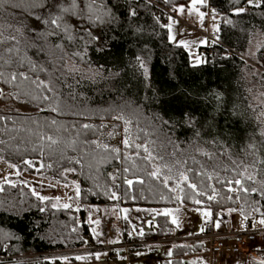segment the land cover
<instances>
[{
    "label": "trees",
    "instance_id": "obj_1",
    "mask_svg": "<svg viewBox=\"0 0 264 264\" xmlns=\"http://www.w3.org/2000/svg\"><path fill=\"white\" fill-rule=\"evenodd\" d=\"M155 1L173 13L191 2ZM29 2L8 0L0 7V54L12 60L8 71L51 81L56 92L47 93L54 97L50 101L21 103L16 93L38 95L41 89L22 77L12 83L0 80L5 93L0 96V160L56 183L74 184L80 195L77 208L64 209L53 207L51 199L41 203L23 183L0 184V253L81 247L83 206L206 209L212 222L231 213L245 222L264 219V124L258 119L261 107L253 101L264 92V73L225 50L247 56L254 41L262 39L256 57L264 65V0H258L259 7L246 6L248 0H208L221 45H214L199 65H192L184 47L169 40V18L156 15L147 0H61L46 18L42 14L52 0H34V7ZM244 7L243 13L234 14ZM56 101L62 105L61 114L40 111ZM121 106L126 115H133L131 148L122 143L123 122L113 119ZM84 124L93 127L85 129ZM108 132L116 135L109 137ZM49 136L57 143L51 144ZM93 140L120 153L97 147ZM138 144L157 158L144 159L147 154L143 148L137 152ZM25 160L34 167L28 168ZM237 164L251 166L255 183H244L257 192L246 196L226 190V181L241 170ZM156 168L159 178L150 175ZM181 173L189 180L181 182ZM126 180L133 181L131 187ZM188 183L205 195H196ZM213 188L215 199L208 200ZM171 236L174 227L168 216L157 215L139 238ZM202 251L200 244L177 246L160 264H202ZM257 253L246 264H264V250Z\"/></svg>",
    "mask_w": 264,
    "mask_h": 264
},
{
    "label": "rangeland",
    "instance_id": "obj_2",
    "mask_svg": "<svg viewBox=\"0 0 264 264\" xmlns=\"http://www.w3.org/2000/svg\"><path fill=\"white\" fill-rule=\"evenodd\" d=\"M191 3V2H190ZM188 4V6L190 5ZM61 4V0H52V4L50 9L46 12H43V17L46 18L53 13L56 8ZM207 6L197 5L200 11L205 13V18L203 24L200 23L199 17L193 12L189 14L188 6L184 7L185 11L181 14L175 11L174 18L171 19L170 23L172 24L171 32L169 31L168 36H173L174 39L170 40L174 44H178L184 47L189 56V61L192 65H199L202 63L203 57L200 54V48L207 46V40L202 34L206 28H208L209 33L216 31L217 21L213 19V10L209 7L208 0H206ZM169 23V24H170ZM262 43V39H257L251 45L249 53L247 56H243V60L247 63L255 67L259 70V67L262 66L257 61L256 51L259 45ZM199 60V63L196 61ZM1 90V89H0ZM264 92L257 93L253 101L254 103L261 107V103L264 102ZM27 111V109H22ZM262 109L260 108L259 112ZM264 124V119H261ZM12 165V164H11ZM9 167V163L0 160V184L6 183L5 177H8V182H20L32 190L35 189L39 195L48 197L49 200H53L54 204L57 203L56 198H59L58 206L68 203L71 207H78V197H76L75 185L70 184L68 187H64V184L56 183L54 181H50L46 178L38 176L37 173H28L25 171H20L18 168ZM19 172L20 175H16ZM71 195L73 197L72 200L68 199V196ZM62 207V206H61ZM82 209L88 210V216L93 218L102 213V211H110L112 214L113 225L122 230L123 227L128 228V231L132 234V236H142L147 233L150 229V224L155 221V217L158 214L165 215V212H169L172 209H163V208H143V207H119V206H104V207H88L83 206ZM172 221L175 219L177 223L176 234H188L187 236H193L199 233L200 227L198 231L196 230V225L199 224L201 217H197V212L193 210H189L187 214H185L181 218H176L172 216ZM222 216V222L219 223V227H216L217 230L222 229L224 227V220L226 219L230 224V229H238L240 225L245 222L244 219L238 213H231L226 216ZM219 219V218H218ZM216 223V224H217ZM256 223L259 225L258 220ZM216 226V225H215ZM192 229L197 233H189ZM123 231V230H122ZM175 232V231H174ZM143 233V234H141ZM74 248L68 249H60L56 251H65V253L61 255H55L54 251L48 253L44 257L32 259L24 262L25 264H36V263H44V264H137V263H147V264H160V262L169 260L171 254L170 247H163L160 249V252L150 253L148 251H137L130 255V259L128 262H121L118 260H113L109 257V255L105 252H97L94 255H77L72 252ZM264 250V236L258 238L257 242L253 245V251L258 255L257 251ZM202 264H209L208 258L206 256L205 251H202ZM78 257L80 259H78ZM252 257V256H249ZM241 257L234 261L233 264H246L247 259L249 258ZM23 263V262H22ZM189 264H194L193 262H189Z\"/></svg>",
    "mask_w": 264,
    "mask_h": 264
},
{
    "label": "built area",
    "instance_id": "obj_3",
    "mask_svg": "<svg viewBox=\"0 0 264 264\" xmlns=\"http://www.w3.org/2000/svg\"><path fill=\"white\" fill-rule=\"evenodd\" d=\"M156 11V15L163 13L166 17L174 18V13L168 10L163 4L155 0H147ZM258 0H253L257 3ZM251 6L246 3V6ZM212 9V8H211ZM245 9V7H244ZM213 10V9H212ZM215 12V10H213ZM207 40V46L200 50L201 57H207L211 54L214 45H221L217 39L216 31L209 33L208 28L202 32ZM226 55H237L243 59V56L236 54L231 49L225 48ZM264 73V65L259 67ZM85 210L84 229L85 233L81 235L84 245L74 248L72 252L77 255H94L97 252H105L113 260L128 262L132 253L137 251H148L150 253L159 252L163 247L171 249L181 245L200 244L206 253L209 264H233L235 260L241 257H255L253 245L258 238L264 236V227L254 222H243L236 230H230V224L225 219L224 231L217 230L215 222L207 219L199 233L193 236H171L166 238L155 237L142 239L139 237L125 234L122 230L113 225L112 214L110 211H102L101 214L93 218L88 216V210ZM219 218L217 221H222ZM99 221V223H96ZM203 229V230H202ZM95 230V231H93ZM154 229V232H157ZM53 252V251H52ZM50 252L45 253H21L9 254L6 249L0 253V264L6 262H26L32 259L41 258ZM65 251H54L55 255H61ZM137 264H147L137 263Z\"/></svg>",
    "mask_w": 264,
    "mask_h": 264
},
{
    "label": "snow or ice",
    "instance_id": "obj_4",
    "mask_svg": "<svg viewBox=\"0 0 264 264\" xmlns=\"http://www.w3.org/2000/svg\"><path fill=\"white\" fill-rule=\"evenodd\" d=\"M6 3H8V0H0V7H3ZM248 3L251 6H256V7L260 6L259 2L254 4L253 0H248ZM197 5H200L202 7L207 6L206 5V0H191V3L188 6L187 10H188L189 14H192L194 12L199 17L200 23L203 24L204 18H205V13L200 11L199 8L197 7ZM34 6H35L34 0H30L29 7H34ZM176 11L178 13L182 14L185 11V9H184V7H179ZM244 11H245L244 8H237V9L234 10V14L235 15H239V14L243 13ZM135 14H136L135 11H133L132 15H135ZM211 14L213 15V19H215L214 11ZM37 19H40V17H37ZM171 19L172 18L169 17L170 21H171ZM227 22L231 23V21H227ZM52 23H56V21L53 20ZM168 28H169V31L171 32V28H172V24L171 23L168 25ZM215 30L219 31L218 28H216ZM173 39H174V37L170 35L169 36V40H173ZM8 51L11 52L12 49H9ZM199 62H200L199 60L196 61V63H199ZM11 63H12V60H11L10 57L6 59L4 57V55L0 54V80H3L6 83H12V82L17 81L19 77H22L24 80H31L32 84L36 85L37 88L41 89V94H38V95H33L29 91H21L19 93H16V95L14 97L15 99H17L21 103H28V102H32V101H37L39 103L41 101H50V100L54 99V97H50L47 94L48 92H52L54 94L56 92V88H55L54 84H52L51 81H49V82L37 81V80L31 79L29 76H27L24 73H20V72H17V71H8V66H10ZM140 66L142 68H144V72H145V75H146L147 74V68L144 67L143 61H141V65ZM3 95H5V93L2 90H0V96H3ZM9 95H11V94H9ZM262 95H264V94H262ZM22 96L23 97H28L29 99L27 101H23V100H21ZM261 109L262 110L258 114V119H264V102L261 103ZM18 111H19V109H18ZM40 111H51V112H54V113H57V114H61L63 112V108H62L61 103L59 101H56V102L52 103L48 108H40ZM117 111H118V114L114 115L113 119L123 122V125H124V127H123L124 139L122 140V143H123L125 148H131L132 145H133V138H132V135H131L132 129H131L130 126L133 124V115L132 114L126 115L124 113V107L123 106H121ZM185 115H187V114H185ZM51 123L52 124H57V121L55 119H53L51 121ZM164 123L170 124L171 122L166 120V121H164ZM83 127L85 129H88V128L93 127V126L89 125V124H84ZM106 135H108L109 137H113L114 138V135H116V134H114L112 132H108V133H106ZM196 135H199V132H197ZM260 135L264 136V130L261 131ZM41 138L43 139V137H41ZM47 139L53 145L57 143V140L53 139L51 136H49ZM0 143H3V141H0ZM91 143L97 145V147H103L107 151L115 152L117 154L120 153V149L115 148V147H110L107 144H100L96 140L91 141ZM141 148H143V151L147 154L146 156L143 157L144 159L150 161V160H153V159L157 158V157H154L152 155V153L149 151V148L146 145H143V144L136 145L137 152ZM123 158L124 159H128V157H126V156L123 157ZM160 158L162 159V157H160ZM233 163H236V162L233 161ZM260 163L264 164V160H261ZM24 164H26L28 166V168H33L34 167L33 162L29 161V160H25ZM9 167H14V166L9 164ZM41 167H43V165H41ZM47 167L51 168L52 165L49 164ZM249 167H251V166H244V165H241V164H237V168H240L241 170L239 172H237L236 176H234L232 179H229V180L226 181V183L228 185L226 190L228 192H234V191L243 192V193H245L246 196L257 192L256 188H250V187L246 186V184L244 183V181H250V182L255 183V180H256L255 175L249 173ZM35 171L40 172V168H36ZM64 171L65 172L75 171V169H65ZM124 171L127 172V171H129V169L125 168ZM169 171H171V169H169ZM261 171L264 172V169H262ZM16 175H20V173L17 172ZM150 175L153 178H159V176H160V168H156ZM211 178L212 177L209 176V179H211ZM4 179H5V182L7 183L8 182V177H5ZM168 179H170V177ZM188 180H189V177L186 174H184V173L180 174V181L181 182H186ZM137 182L143 183L142 180L137 181ZM125 183H127L131 187V185L133 184V181L132 180H126ZM164 183H165V186L167 187L168 186V180L165 179ZM233 185L235 187H233ZM12 186L15 187L14 184ZM25 186H27V185H25ZM68 186L69 185L67 183L64 184V187H68ZM188 187L191 188L193 190V192H195L196 195H198V196L199 195H205V193H203V192L198 190L197 185L194 184V183H188ZM176 188H180V184L179 183L176 184ZM262 188H264V182H262ZM0 190H3V189L0 188ZM174 190L175 189H172V188L169 189V191H174ZM182 190L183 189H181V191ZM31 191H32V195L35 196L41 203H45V202H47L49 200L48 197H44V196L39 195V193L35 189H32ZM75 192H76V197H79L80 189H79L78 186L76 187ZM212 192H213L212 195H208L207 196L208 200H214L215 199V196L217 194L216 190L213 188ZM261 196L264 197V191H261ZM112 198L113 199L117 198L115 192L112 193ZM239 198L240 197L237 196V199H239ZM68 199L72 200L73 197L71 195H69ZM229 199H231V197H229ZM56 201H57V203L53 204L52 205L53 207H57L58 206V202H59V198L58 197L56 198ZM193 202L196 203V204H201L202 203V201H200V200H194ZM60 206H62L64 209H68V208L71 207V205L68 204V203H65V204L60 205ZM39 210L41 212H44L45 208L42 207ZM229 211H234V210L230 209ZM254 211H259V209L258 208H254ZM164 214L165 215H169V213H167V212H165ZM203 215L205 217H208V216L211 215V213L209 211H205V212H203ZM262 215H264V213H262ZM245 219H247V217H245ZM172 222L173 223H177V221L175 219ZM96 223H99V221H96ZM259 223L261 225H264V219H261L259 221ZM216 227H219V223L216 224ZM93 231H95V230H93ZM141 234H143V233H141ZM78 259H80V258L78 257Z\"/></svg>",
    "mask_w": 264,
    "mask_h": 264
},
{
    "label": "crops",
    "instance_id": "obj_5",
    "mask_svg": "<svg viewBox=\"0 0 264 264\" xmlns=\"http://www.w3.org/2000/svg\"><path fill=\"white\" fill-rule=\"evenodd\" d=\"M169 23H170V20L168 19L167 25H169ZM114 206H115V205H114ZM91 208H92V207H91ZM96 208H98V207H96ZM168 209H172L171 211L168 212L169 215H167V216H168V218H169L171 224H172L173 227H174V231H175V232H174V236H187L188 234H176V227H175V224L172 222V218H171V214H172V213H173L172 216H174V217H176V218H181V217H183L185 214H187V212H188L189 210H193V211L197 212V217H201V219H200L199 224L196 225V230H195V231H198V230H199V227H200V230H201V227H202L203 223H204L207 219H210V216L205 217V216L203 215V212H205V211H209V210H206V209H184V208H168ZM158 215H161V214H158ZM180 216H181V217H180ZM217 222H218V221L216 220L215 225H216ZM219 222H222V221H219ZM150 227H151V224H150ZM122 230H123V232H124L125 234H127V235H131V236H132V234L128 231V228L123 227ZM200 230H199V232H200ZM219 230L224 231V227H222V229H219ZM230 230H231V229H230ZM233 230H236V228L233 229ZM233 230H232V231H233ZM195 231L192 229V231L189 233V235H191L192 233H193V234H194V233H197V232H195ZM137 237H141V236H137ZM159 252H160V251H159Z\"/></svg>",
    "mask_w": 264,
    "mask_h": 264
}]
</instances>
